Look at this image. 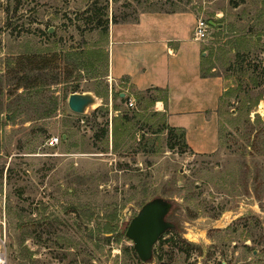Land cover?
Returning <instances> with one entry per match:
<instances>
[{"label": "rangeland", "instance_id": "obj_1", "mask_svg": "<svg viewBox=\"0 0 264 264\" xmlns=\"http://www.w3.org/2000/svg\"><path fill=\"white\" fill-rule=\"evenodd\" d=\"M175 10L213 23L202 72L224 92L208 155L169 136L162 94L106 77L107 21ZM74 88L97 98L82 115ZM157 197L174 228L142 263L125 231ZM0 217L7 264H264V0H0Z\"/></svg>", "mask_w": 264, "mask_h": 264}, {"label": "crops", "instance_id": "obj_2", "mask_svg": "<svg viewBox=\"0 0 264 264\" xmlns=\"http://www.w3.org/2000/svg\"><path fill=\"white\" fill-rule=\"evenodd\" d=\"M197 16L191 10L141 11L132 20L111 23L105 43L106 77L138 93L155 91L154 109L166 125L184 134L194 155L219 145L220 75L202 72L205 41L192 39Z\"/></svg>", "mask_w": 264, "mask_h": 264}, {"label": "water", "instance_id": "obj_3", "mask_svg": "<svg viewBox=\"0 0 264 264\" xmlns=\"http://www.w3.org/2000/svg\"><path fill=\"white\" fill-rule=\"evenodd\" d=\"M211 26L213 23L208 22ZM97 98L90 92L71 93L67 97L68 109L77 115L96 105ZM171 203L163 198H153L144 203L137 214L129 221L125 237L132 242V248L142 263L152 259L153 249L159 238L174 225L166 218Z\"/></svg>", "mask_w": 264, "mask_h": 264}, {"label": "built area", "instance_id": "obj_4", "mask_svg": "<svg viewBox=\"0 0 264 264\" xmlns=\"http://www.w3.org/2000/svg\"><path fill=\"white\" fill-rule=\"evenodd\" d=\"M209 23L203 19H196V23L193 29L192 39L196 42H203L209 36ZM127 105L133 106L131 99H128ZM59 142L58 137H51L48 141L49 145H56ZM0 264H7V251H6V236H5V223L3 218L0 217Z\"/></svg>", "mask_w": 264, "mask_h": 264}, {"label": "trees", "instance_id": "obj_5", "mask_svg": "<svg viewBox=\"0 0 264 264\" xmlns=\"http://www.w3.org/2000/svg\"><path fill=\"white\" fill-rule=\"evenodd\" d=\"M97 22L99 23L100 22V20H97ZM112 23H115L114 21H112ZM100 24V23H99ZM107 31H108V21H107V23H106V25L104 26V27H102V32L104 33V34H107ZM105 57H106V55H105ZM34 60V61H33ZM28 62L29 63H33V62H35V66L34 67H36L37 69H40V68H44L45 67V64H43V60L41 59V58H37L36 60H35V58H28ZM105 63H106V60H105ZM33 67V68H34ZM205 74V73H204ZM23 79L25 78V77H22ZM20 79V80H23V79ZM75 92H77V88H74L72 91H71V93H75ZM70 93V94H71ZM146 93H150V91L148 90V91H146ZM155 101V98L154 99H152V102H154ZM166 129H167V132H168V134H169V136H171V137H174V138H179L180 140H182V144L187 148V146L185 145V143H184V134H183V132L182 131H180V130H177V129H174V128H170V127H166ZM177 132H179V133H177ZM168 233V232H167ZM159 242H162L163 241V236H161L160 238H159V240H158ZM156 251L154 250V253H155Z\"/></svg>", "mask_w": 264, "mask_h": 264}]
</instances>
